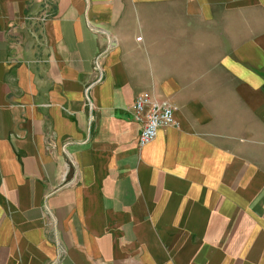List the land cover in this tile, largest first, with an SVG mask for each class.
Listing matches in <instances>:
<instances>
[{
    "label": "crops",
    "instance_id": "1",
    "mask_svg": "<svg viewBox=\"0 0 264 264\" xmlns=\"http://www.w3.org/2000/svg\"><path fill=\"white\" fill-rule=\"evenodd\" d=\"M0 264H264V0H0Z\"/></svg>",
    "mask_w": 264,
    "mask_h": 264
},
{
    "label": "built area",
    "instance_id": "2",
    "mask_svg": "<svg viewBox=\"0 0 264 264\" xmlns=\"http://www.w3.org/2000/svg\"><path fill=\"white\" fill-rule=\"evenodd\" d=\"M175 110V106L168 100H157L147 92L135 98L130 108V115L140 126L137 139L139 148L151 143L159 130L171 126L178 128L174 117Z\"/></svg>",
    "mask_w": 264,
    "mask_h": 264
}]
</instances>
